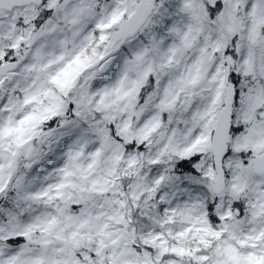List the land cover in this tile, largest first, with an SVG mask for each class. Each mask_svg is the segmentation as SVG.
<instances>
[{
  "label": "snow or ice",
  "instance_id": "6c2138e0",
  "mask_svg": "<svg viewBox=\"0 0 264 264\" xmlns=\"http://www.w3.org/2000/svg\"><path fill=\"white\" fill-rule=\"evenodd\" d=\"M0 264H264V0H0Z\"/></svg>",
  "mask_w": 264,
  "mask_h": 264
}]
</instances>
